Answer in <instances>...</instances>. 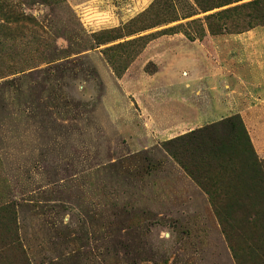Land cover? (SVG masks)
<instances>
[{"label": "rangeland", "instance_id": "obj_1", "mask_svg": "<svg viewBox=\"0 0 264 264\" xmlns=\"http://www.w3.org/2000/svg\"><path fill=\"white\" fill-rule=\"evenodd\" d=\"M0 3V264H236L163 142L238 114L264 159V59L236 43L264 51L251 9Z\"/></svg>", "mask_w": 264, "mask_h": 264}, {"label": "trees", "instance_id": "obj_2", "mask_svg": "<svg viewBox=\"0 0 264 264\" xmlns=\"http://www.w3.org/2000/svg\"><path fill=\"white\" fill-rule=\"evenodd\" d=\"M238 1L193 0V4L201 12L225 7L206 15L216 18L248 8L250 21L264 26V0L228 6ZM174 28L161 32L174 33ZM163 147L206 194L236 264H264V159L257 155L241 117L222 118L168 139Z\"/></svg>", "mask_w": 264, "mask_h": 264}, {"label": "crops", "instance_id": "obj_3", "mask_svg": "<svg viewBox=\"0 0 264 264\" xmlns=\"http://www.w3.org/2000/svg\"><path fill=\"white\" fill-rule=\"evenodd\" d=\"M243 37H237V50L238 53L241 55V57H243V55H248L249 53H246L249 45H252L253 48H257V51H254L253 56L255 59H264V51L261 50L262 48V41L260 38L254 37L253 41H241ZM228 40V39H225ZM264 66V65H263Z\"/></svg>", "mask_w": 264, "mask_h": 264}]
</instances>
